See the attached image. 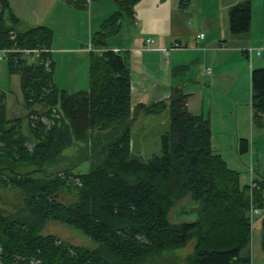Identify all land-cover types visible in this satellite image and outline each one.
<instances>
[{"label": "trees", "instance_id": "16d2710c", "mask_svg": "<svg viewBox=\"0 0 264 264\" xmlns=\"http://www.w3.org/2000/svg\"><path fill=\"white\" fill-rule=\"evenodd\" d=\"M141 1L118 2L91 40L103 52L90 54L89 91L70 95L53 83V31L21 30L8 0H0V51L8 52L10 74L21 75L31 136L23 134L22 119L8 118L0 92V188L20 191L29 209L28 216L0 215V264H143L190 242L184 264H252L250 212L264 208V178L241 185L239 173L212 148L210 121L189 112L190 95L182 89L175 88L168 101L132 106L130 55L109 49L108 41ZM189 2L182 0V7ZM251 16L249 1L234 7L230 32L247 33ZM251 84L252 122L264 128V68L253 69ZM140 110H168L170 119L160 154L146 161L133 153ZM82 145L71 167L49 173L65 151ZM249 151L250 141L240 139L238 154ZM87 161L88 173H74ZM67 195L72 199L66 201ZM181 203L194 207L195 221H171ZM48 220L72 225L97 248L77 249L44 235Z\"/></svg>", "mask_w": 264, "mask_h": 264}, {"label": "rangeland", "instance_id": "374dc122", "mask_svg": "<svg viewBox=\"0 0 264 264\" xmlns=\"http://www.w3.org/2000/svg\"><path fill=\"white\" fill-rule=\"evenodd\" d=\"M181 1L173 0L174 5L178 6V9H175L173 13V30L174 33H179L183 37V41L189 45L194 44L198 34L204 31L203 25H208L204 23L213 22L218 16V12H221L231 4L237 5L239 1H241L239 4L249 1L251 3V14L254 16V22L256 23L257 20V23L262 25V27L264 26V0H190L185 7H182ZM91 11L92 24L89 22V12L91 13ZM116 11L117 7L114 0L91 1L88 9L83 11L77 22L73 19V22L69 23L68 17L66 16L58 26H54L55 39L51 51L52 59L56 64L54 80L60 91H64L70 95L89 91L91 53L87 51V47L90 46L91 37L100 30L101 23L109 19ZM258 29V27L254 29V35ZM260 37L261 32L258 31L253 41L257 39L260 41ZM117 38H112L111 42H115ZM119 39L121 40L122 38L120 37ZM251 45L247 48L257 49L264 47L255 46V42ZM82 46L85 47L83 48ZM82 48L84 49L83 51ZM102 52L99 49L96 53L102 54ZM238 54L242 56V50ZM27 56L32 62L36 59L34 54H27ZM253 57L254 66H259L261 62L257 64L255 61L257 59L256 56L254 55ZM247 62V69L249 70V61ZM145 66L148 69L149 66L147 63ZM211 67L208 63L205 64L202 67V75H209L206 68L211 69ZM154 68L155 66H152L150 69L153 70ZM177 71L175 69L173 73H170L169 78L179 77L180 75L178 74L180 73ZM213 73L215 74V70H213ZM241 78V80L237 77L231 78L230 81L227 80L224 87H221V89L216 88L220 93L212 94V98L214 99L213 109H215L217 114L215 126L218 124L217 128H214L212 145L213 150L217 154H220L224 160L228 161L226 163L230 169L239 173L241 185L248 187L252 185V178L254 176L256 178H264V128L255 126L252 123L251 87L243 76ZM183 86L175 88H180L187 94V91L195 87L194 85L189 86V84L185 88ZM229 88L233 92H228L231 91ZM154 89L157 90L156 88ZM199 91L202 90L200 89ZM0 92H3L6 96L8 118L22 119V132L30 140L31 136L29 134L27 120L28 109L24 102L21 75L19 73L10 74L7 59L2 55H0ZM168 92L169 97L164 101H168L171 97L172 91L168 90ZM226 93L228 95H240L237 107L232 104L233 101L228 98L229 96ZM225 94L226 96H224ZM209 99L210 97H205V109L208 112L210 111V105L213 106V103H209ZM223 100L230 101L229 106L225 105L227 102ZM218 104L225 105V107L220 110L221 107ZM216 107L218 108L217 110ZM236 115H238V118H236ZM169 129L170 119L168 110L154 115H146L143 110H140L132 127L133 153L143 161L148 160L154 154L159 155L161 152L160 136L164 132L169 131ZM237 139H248L250 141L249 153L242 155L236 153ZM31 149L32 146L30 145ZM83 149L85 147L82 145L65 151V157L62 158L61 163L57 164L54 169L48 170L49 173H53V171L62 172L66 168L71 167L74 164L76 156ZM90 168L91 163L87 161L75 167L73 171L74 173H88ZM0 196V215H17L18 217L21 215H29V209L20 191L10 188H0ZM67 196L66 201L72 199L70 195ZM256 208L260 209L258 207ZM260 210L264 214V208ZM196 215L197 213L193 206L181 203L171 213L170 219L173 223L193 222L196 220ZM251 224L252 264H264L262 216H253ZM43 234L53 235L73 248L85 250L97 248V244L87 234L69 224L48 220ZM192 249V242H190L183 248L167 250L152 258L149 257L143 264H184L187 257L192 253Z\"/></svg>", "mask_w": 264, "mask_h": 264}, {"label": "crops", "instance_id": "0c3cea01", "mask_svg": "<svg viewBox=\"0 0 264 264\" xmlns=\"http://www.w3.org/2000/svg\"><path fill=\"white\" fill-rule=\"evenodd\" d=\"M91 1L96 0H8L13 12L23 22L22 30H27L30 27H50L53 31L52 44L55 39L54 26H58L66 16L69 23L73 22V19L77 22L83 11L88 9ZM114 2L118 8V2L120 1L114 0ZM237 5L231 4L221 12H218V16L213 22L204 23L208 24L203 25L204 31L198 34L194 44L189 45L183 41V37L179 33H174L173 13L175 9H178V6L174 5L173 0H142L139 2L134 8L133 16L126 15L123 18L119 32L112 37H118L115 42H111L112 38L108 41L109 49L128 52L130 55L133 108L167 100L169 97L168 90L173 91V88L183 86L184 83L183 88L187 84L189 86L194 85L195 87L187 91V94L190 95L187 102L188 110L195 116H203L209 120L213 135L214 128H217L218 124L215 126L217 114L215 109H213L214 99L212 94L220 93L218 89L224 87L227 80L230 81L231 78L235 77L241 80L243 76L250 84L252 95V71L255 68H264L263 55L262 58L256 56V63L261 62L257 67L254 66V57H252L253 69L249 67L248 70L247 61L249 59L244 53L245 48L252 46L253 42L256 43L255 46L257 47L264 46V26L262 27V25L257 23V20L255 23L252 15L250 30L247 33L233 35L230 32L229 14L234 6L236 7ZM89 15V22L92 24V11L91 13L89 12ZM105 22L106 20L101 23V28ZM183 27L185 28L184 25ZM256 27L261 32L260 41L259 39L253 41L258 33V31L255 35L253 33ZM201 34L204 35L203 40L199 38ZM120 37L122 38L121 40L119 39ZM147 39H153L155 46L142 49V44ZM91 40L90 46H92ZM175 44H179L181 49L172 50L167 56V50L171 49ZM83 48L82 51L84 50ZM240 50H242V56L238 54ZM146 63L149 66L148 69H146ZM207 63L212 67L211 69L206 68L209 75L204 76L202 75V67ZM152 66H155L153 70L150 69ZM212 68L215 70V74ZM175 69L178 70L177 72L180 73L178 74L180 76L169 78V74L173 73ZM54 76L53 83L55 84ZM200 89L202 91H199ZM146 92L147 94H145ZM228 92L233 91L231 89ZM206 96L210 97L209 103H213V106L210 105L209 112L205 109ZM228 96L233 101L232 104L237 107L240 95L229 94ZM229 102L225 103V105L229 106ZM225 105L218 104L221 107L220 110ZM236 118H238V115H236ZM239 140H236L237 154ZM225 162L228 163L227 160ZM255 178L254 176L252 180L254 181Z\"/></svg>", "mask_w": 264, "mask_h": 264}, {"label": "built area", "instance_id": "2783aa9c", "mask_svg": "<svg viewBox=\"0 0 264 264\" xmlns=\"http://www.w3.org/2000/svg\"><path fill=\"white\" fill-rule=\"evenodd\" d=\"M200 40H203L204 39V35L201 34L200 35ZM155 46V41L153 39H147L143 42L142 44V49H145V48H150V47H154ZM175 49H181V46L179 44H175L171 49L167 50L166 52V55L168 56L170 51L172 50H175ZM87 51L89 52H94V51H99V50H95L93 49L92 46H89ZM115 52H119V50H114ZM7 51L6 50H3V51H0V55L4 56L6 59H7ZM33 52L31 51H26V54H31ZM244 53L246 56H248V59H249V62H250V67L253 69V62H252V57L255 55L257 56L258 58H262L263 55H264V47L262 48H257V49H254V48H247L244 50ZM253 183V181H252ZM262 215V211L260 209H257L256 207H252L251 209V212H250V217H251V220H252V217L253 216H261Z\"/></svg>", "mask_w": 264, "mask_h": 264}]
</instances>
